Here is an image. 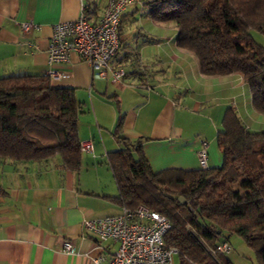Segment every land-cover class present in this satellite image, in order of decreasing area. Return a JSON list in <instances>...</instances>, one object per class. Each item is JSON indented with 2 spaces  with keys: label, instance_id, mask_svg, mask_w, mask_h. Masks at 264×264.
<instances>
[{
  "label": "crops",
  "instance_id": "1",
  "mask_svg": "<svg viewBox=\"0 0 264 264\" xmlns=\"http://www.w3.org/2000/svg\"><path fill=\"white\" fill-rule=\"evenodd\" d=\"M147 1L135 0L123 14L113 63L127 75L116 85L93 80L90 64L77 54L69 63L47 60L53 25L77 19L83 7L97 22L108 0H0V77L56 71L60 77L51 78L52 85L74 88L80 103V143L93 144V152L81 151L77 171L59 155L36 162L0 157V264H93L116 250L111 239L85 231L82 222L122 212L108 161V153L122 147L114 134L121 116V134L145 139L142 148L155 173L198 170L202 141L209 145L210 168L223 165L218 132L225 111L233 107L241 119L253 107L252 92L246 85L219 97L202 94L193 79L202 73L199 62L173 57L177 27L153 20ZM30 20L40 29L25 33L21 23ZM241 120L250 131L264 130ZM66 241L74 243L72 253L61 251Z\"/></svg>",
  "mask_w": 264,
  "mask_h": 264
},
{
  "label": "trees",
  "instance_id": "2",
  "mask_svg": "<svg viewBox=\"0 0 264 264\" xmlns=\"http://www.w3.org/2000/svg\"><path fill=\"white\" fill-rule=\"evenodd\" d=\"M146 6L153 20L176 25L177 45L195 51L203 74L243 72L253 106L264 110V47L251 33L264 34V0H148ZM80 114L75 89L53 86L48 74L0 77V157L36 162L59 155L65 167L79 170ZM122 122L123 116L114 131L122 147L108 153L115 202L166 216L165 244L178 249V264H233L217 251L233 235L264 264V130L250 131L228 107L218 132L220 168L155 173L145 139L123 136ZM241 179L250 190L239 196Z\"/></svg>",
  "mask_w": 264,
  "mask_h": 264
},
{
  "label": "built area",
  "instance_id": "3",
  "mask_svg": "<svg viewBox=\"0 0 264 264\" xmlns=\"http://www.w3.org/2000/svg\"><path fill=\"white\" fill-rule=\"evenodd\" d=\"M135 0H108L99 21L89 19L83 7L80 16L67 22L52 26L48 44L47 60L50 65L69 63L73 54L90 64L93 80H108L120 84L127 75L124 67L113 63L120 47V26L126 9ZM25 33L39 30L34 21L21 23ZM52 79L60 75L49 70ZM81 151L93 152L91 142L81 143ZM199 169H208L209 145L201 142L197 152ZM83 228L87 232L112 240L117 248L112 253H103L93 259V264H177L175 256L178 249L165 244V235L171 227L169 219L163 214L145 206L123 208L115 216L84 219ZM75 245L66 241L61 251L72 253ZM217 251L229 253L232 247L228 242H221Z\"/></svg>",
  "mask_w": 264,
  "mask_h": 264
},
{
  "label": "clouds",
  "instance_id": "4",
  "mask_svg": "<svg viewBox=\"0 0 264 264\" xmlns=\"http://www.w3.org/2000/svg\"><path fill=\"white\" fill-rule=\"evenodd\" d=\"M185 55L191 58V60L198 66V56L195 51L183 48L180 45H176L173 51V57L179 61ZM195 84L199 87L204 95L221 96L228 90L243 91L246 87L245 74L239 70L217 72L210 74H199L193 77ZM241 119H247L251 126L264 129V110L255 108L245 110Z\"/></svg>",
  "mask_w": 264,
  "mask_h": 264
},
{
  "label": "rangeland",
  "instance_id": "5",
  "mask_svg": "<svg viewBox=\"0 0 264 264\" xmlns=\"http://www.w3.org/2000/svg\"><path fill=\"white\" fill-rule=\"evenodd\" d=\"M251 33L255 41L264 47V34L257 30H252ZM235 190L240 196L241 194L248 193L250 189L246 184V180L241 179L235 185ZM230 242L232 251H230L228 254L234 258L235 262H238V264H260L256 258L255 251L248 247L241 237L233 235L230 237ZM175 261L178 262L177 255L175 256Z\"/></svg>",
  "mask_w": 264,
  "mask_h": 264
},
{
  "label": "water",
  "instance_id": "6",
  "mask_svg": "<svg viewBox=\"0 0 264 264\" xmlns=\"http://www.w3.org/2000/svg\"><path fill=\"white\" fill-rule=\"evenodd\" d=\"M180 202L184 204V203H186V200H185L184 198L181 197V198H180Z\"/></svg>",
  "mask_w": 264,
  "mask_h": 264
}]
</instances>
